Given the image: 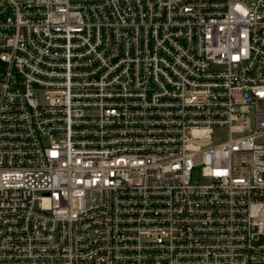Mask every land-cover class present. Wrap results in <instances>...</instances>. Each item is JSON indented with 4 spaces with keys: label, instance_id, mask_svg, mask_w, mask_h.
I'll use <instances>...</instances> for the list:
<instances>
[{
    "label": "built area",
    "instance_id": "built-area-1",
    "mask_svg": "<svg viewBox=\"0 0 264 264\" xmlns=\"http://www.w3.org/2000/svg\"><path fill=\"white\" fill-rule=\"evenodd\" d=\"M0 264H264V0H0Z\"/></svg>",
    "mask_w": 264,
    "mask_h": 264
},
{
    "label": "rangeland",
    "instance_id": "rangeland-1",
    "mask_svg": "<svg viewBox=\"0 0 264 264\" xmlns=\"http://www.w3.org/2000/svg\"><path fill=\"white\" fill-rule=\"evenodd\" d=\"M226 138V134L225 133H222V135H221V139L223 140V139H225Z\"/></svg>",
    "mask_w": 264,
    "mask_h": 264
}]
</instances>
